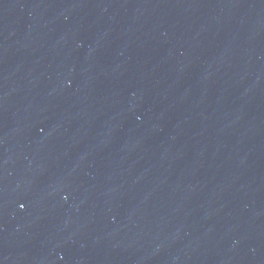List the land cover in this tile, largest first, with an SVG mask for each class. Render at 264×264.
<instances>
[{"label":"water","instance_id":"obj_1","mask_svg":"<svg viewBox=\"0 0 264 264\" xmlns=\"http://www.w3.org/2000/svg\"><path fill=\"white\" fill-rule=\"evenodd\" d=\"M0 264H264V0H0Z\"/></svg>","mask_w":264,"mask_h":264}]
</instances>
